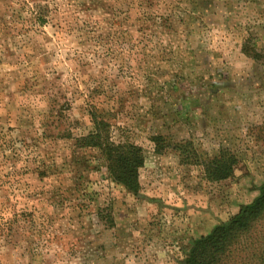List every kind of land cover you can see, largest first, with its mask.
Segmentation results:
<instances>
[{"label": "rangeland", "instance_id": "1", "mask_svg": "<svg viewBox=\"0 0 264 264\" xmlns=\"http://www.w3.org/2000/svg\"><path fill=\"white\" fill-rule=\"evenodd\" d=\"M93 112L137 191L77 146ZM262 184L264 0H0V264H183Z\"/></svg>", "mask_w": 264, "mask_h": 264}, {"label": "trees", "instance_id": "2", "mask_svg": "<svg viewBox=\"0 0 264 264\" xmlns=\"http://www.w3.org/2000/svg\"><path fill=\"white\" fill-rule=\"evenodd\" d=\"M92 121L93 130L77 138V146L97 150L111 178L137 191L145 161L143 148L130 141H114L104 116L93 112ZM236 164V155L224 149L205 166L211 180L222 181L234 175ZM258 190V195L228 220L195 238L183 264H264V184Z\"/></svg>", "mask_w": 264, "mask_h": 264}, {"label": "crops", "instance_id": "3", "mask_svg": "<svg viewBox=\"0 0 264 264\" xmlns=\"http://www.w3.org/2000/svg\"><path fill=\"white\" fill-rule=\"evenodd\" d=\"M239 211V210H238Z\"/></svg>", "mask_w": 264, "mask_h": 264}]
</instances>
